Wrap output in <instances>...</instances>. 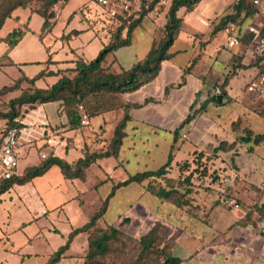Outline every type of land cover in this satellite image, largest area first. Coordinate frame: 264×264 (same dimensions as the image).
Wrapping results in <instances>:
<instances>
[{"label": "crops", "instance_id": "0c3cea01", "mask_svg": "<svg viewBox=\"0 0 264 264\" xmlns=\"http://www.w3.org/2000/svg\"><path fill=\"white\" fill-rule=\"evenodd\" d=\"M87 1L59 0L52 9L50 26L44 29L45 19L40 13L30 8L14 9L0 27V38L15 28L24 29L26 25L29 29L13 46L0 40V88L41 72L44 74L34 81V86L46 88L63 75L72 77L76 60L96 58L108 38L94 32L86 18L77 12ZM233 2L200 0L191 12L180 8L177 15L182 22L168 49L171 57L161 62L159 72L150 81L135 90L91 94L84 104H79L80 116L84 111L88 124L79 120L73 125L63 100L37 103L19 116L22 124L32 126V132L29 142L19 146L17 176L39 165L42 154L58 156L73 164L85 152L105 150L118 123L126 114L128 119L118 154L97 158L85 168L83 177L68 178L53 165L42 175L13 183L0 194V264H49L52 254L67 242V249L54 264H107L99 259L86 261L87 232H79L69 240L70 233L88 222L114 184L135 173L158 169L170 153L173 158L167 178L181 175L179 164L193 165L198 160L207 164L209 170H217L216 182L208 176L191 175L193 168L182 170L186 172L183 175H191V183L176 188L180 192L190 190L184 197L190 200L189 204L151 193L148 179L120 186L108 199L104 215L120 192L123 205L128 208L135 205L137 215L134 219L118 214L111 225L127 217L125 228L136 230V225L148 228L138 236L158 227L162 244L181 264H264V228H260L256 212L247 215L256 204L264 202V139L258 144L239 140L245 129L251 131V136L264 134V118L249 113L250 107L257 104L255 99H249L252 95L244 96L236 106L225 90L236 69L248 67L252 77L256 74L249 45L244 41L225 56L226 74L209 66L208 71L218 76L212 85L206 89L195 85V95L187 99L179 94L186 79L194 75L195 67H205L200 61L208 42L218 32L226 36L217 44V58L229 47L225 26L214 34L211 32L221 18L232 12ZM169 3L166 0L160 10L148 13L133 30L130 43L109 52L101 66L116 74L143 60L153 41L162 36L160 28L166 22ZM247 22L246 18L242 21ZM204 36L209 38L204 40ZM194 73L195 82L202 79V73ZM21 86H28L25 79ZM18 90L7 92L0 100L5 97L8 101L18 95ZM216 90L224 93L222 103L211 100ZM203 104L205 107L201 109ZM194 110L196 115L185 123ZM225 197L239 207L224 204ZM104 215L96 226L108 224L103 221ZM100 221L104 223L99 225ZM199 257L203 259L196 261Z\"/></svg>", "mask_w": 264, "mask_h": 264}, {"label": "trees", "instance_id": "16d2710c", "mask_svg": "<svg viewBox=\"0 0 264 264\" xmlns=\"http://www.w3.org/2000/svg\"><path fill=\"white\" fill-rule=\"evenodd\" d=\"M199 1L200 0H170L166 13V22L163 27L160 28L162 34L161 38L153 41L149 52L143 60L138 61L127 70L123 69L121 72L114 74L107 71V68H103L101 65L105 56L109 52L117 49L118 47L128 45L130 43L133 30L141 23L143 18L152 11L160 10L165 5L166 0H150L148 7L143 9L140 12L139 17L130 22L127 27L120 26L110 30L108 42L99 52L96 58L90 61H84L81 59L76 60V66L74 68L75 74L72 77L63 75L55 83L49 85L48 87L39 88L34 86V81L44 74L41 72L33 78H22L28 83L27 87L23 88L21 86L22 79L16 80L12 85L3 86L0 88V96L5 95L7 92L13 91L15 89H19L20 93L17 96L10 98L6 102L5 108L0 110V118L7 119L11 125L21 126L22 124L15 119L19 118V116H21L24 111L33 108L37 103L63 100L65 110L71 119V123L76 125L81 117L78 108L79 104H84L91 94H97L100 92L119 93L132 91L140 87L142 84L150 81L159 72L161 62L171 57L168 49L174 43L180 31L182 18L177 15L178 10L184 7L187 12H191L197 6ZM0 2H5L7 4L4 10H0L1 27L4 20L11 15V12L14 9L24 7H19L23 5L22 0H1ZM58 2L59 0H46V3L43 5L42 9L32 10L37 11L44 17L45 20L43 22L42 29L48 28L50 26L49 19L54 16L52 9ZM81 7L77 10L78 13H80ZM231 8L232 12L221 18L219 22L213 27L211 32L212 34L222 27H226V24L229 21H237L236 19L241 15H244L241 20L243 21L246 16L251 14L253 11L248 0H234ZM28 29L29 28L26 25L24 29L15 28L5 37L0 38V40L6 42L10 46H13L20 40L24 32ZM124 31L125 34H123ZM244 38L247 40L246 44L249 45L250 37L245 35L243 38H241L242 41L245 40ZM259 60L260 58H257V60L254 62L256 68L259 67ZM217 95L218 94H214L211 100L215 102ZM204 107L205 104L201 106V109H204ZM196 113L197 110L192 111L187 115L184 122L186 123L190 121L196 115ZM261 116L264 118V106L261 110ZM126 119H128L127 114L125 115L124 119H122L116 126L114 130V136L105 150L92 153L85 152L84 157L79 158L73 164L66 162L64 159L58 156H46L39 165L31 167L27 169L21 176H15L1 184L0 194L5 192L13 183H24L36 176L42 175L53 165H57L61 172L68 178L83 177L85 168L95 162L97 158L116 156L118 154L122 138L124 136L123 128L125 126ZM263 139V133H258L251 136L250 130L246 131L245 135L239 138L240 142H253L254 144H258ZM221 145L222 142L220 146ZM220 146L219 148H215V151L220 149ZM249 150H252V147H250ZM172 158V153H170L167 161L158 169L135 173L126 180L114 184L111 193L103 200L99 209L90 216L88 222H86L81 227L75 228L70 233L69 240L79 232L88 233L89 250L85 256L86 261L90 259H99L107 264H112L107 260L106 257L110 248V243L117 240L120 233H123V236L127 235L125 232H122L118 226L111 224L101 227L95 236L92 235L98 220L104 215L107 209L108 199L112 196L116 188L127 185L133 181L141 183L142 181L148 179L149 183L147 188L151 193L161 194L165 198L172 199L175 203L189 204L190 200L184 197L188 192H190V190L184 189V191L180 192L176 187L180 185L178 181H189V177L193 174V170L190 172L191 175L185 176L184 178H179L178 181L167 178L166 174L168 172V168L171 165ZM182 164H186L187 166L190 165L189 162H183L179 164L178 168L181 171L187 168ZM158 178H161L163 181H158ZM153 179L157 180L159 184H163V186L158 185V188L156 189L150 187V185L153 184L151 182ZM253 212H256L257 219L264 223V202L261 204H256L254 208L247 213V215ZM128 220L129 219L127 217H124L120 222L122 223L124 221L128 223ZM137 240L141 245L143 252L155 248L154 246L159 249V252L161 253L159 254V264H181V260L178 257L171 255L167 251L166 246L162 244V238L159 235L158 227L153 226L146 234L138 236ZM67 247L68 242L63 247L54 252L49 260V264L56 263Z\"/></svg>", "mask_w": 264, "mask_h": 264}, {"label": "built area", "instance_id": "2783aa9c", "mask_svg": "<svg viewBox=\"0 0 264 264\" xmlns=\"http://www.w3.org/2000/svg\"><path fill=\"white\" fill-rule=\"evenodd\" d=\"M248 1L253 9L251 14L246 16L248 22L244 24L239 19L226 24V45L240 46L243 45L241 38L245 35L250 37L249 51L254 62L257 58L260 60L257 72L248 82L246 90L255 99L262 98L264 101V0ZM148 4V0H89V3L81 7L80 14L86 18L94 32L109 38L110 30L120 26L127 27L139 17ZM214 93L219 94L220 90ZM78 108L82 110L81 105ZM15 120L21 123L19 118ZM80 122L83 125L89 123L88 115L84 111L81 112ZM31 132V125H11L7 119L0 118V185L18 175L19 146L29 142ZM41 156L46 157L45 154ZM223 203L234 208L239 207L237 202L227 197L223 198ZM259 226L264 228V223L261 222Z\"/></svg>", "mask_w": 264, "mask_h": 264}, {"label": "rangeland", "instance_id": "374dc122", "mask_svg": "<svg viewBox=\"0 0 264 264\" xmlns=\"http://www.w3.org/2000/svg\"><path fill=\"white\" fill-rule=\"evenodd\" d=\"M22 1H23V5L19 7L30 8L31 10L42 9L43 5L46 3V0H22ZM87 3H89V0L83 5ZM6 5L7 4L5 2H2L0 4V10H4L6 8ZM240 20H242V18ZM7 26L9 27V25ZM225 36L226 35L224 32H218L217 35L214 36L208 42L206 46V52L203 55V59L200 61V64H205V67L202 69L195 67V69L193 70L194 72H199L198 74L202 73L201 74L202 79L200 78L197 82H195L192 79V78H195V73L193 72L192 74L194 75H191V79L189 80L186 79L185 84L182 85V87L179 90V94L182 97L187 99L189 98V96L195 95V93H193L195 89V85L199 84L201 89H206L207 87H209V85H212L218 79L217 78L218 76H215L211 72L208 71L209 66L214 67V69L217 70V72L219 73H224V74L227 73L226 69L224 68V63L227 57L226 55H228L229 52H231V50H234L236 47H228L227 49H224L221 52V56L219 58H217L216 53H215L217 44L221 43L222 40H224ZM199 37L201 39V36ZM208 38L209 37L207 36L203 37L204 40H207ZM244 41L246 42V40H243V43ZM251 77L252 75L248 67H240L235 70V74L231 77L229 82L228 83L226 82L227 86L225 87V90L227 91L228 96L232 98V104H235V105L237 104L236 106H238L240 102L242 101V99L244 98V96L247 97L251 95L246 90V86L248 82L251 80ZM19 93L20 92L18 90L17 94ZM249 99H255V98L250 96ZM255 100L257 101V104L250 107L249 113L251 114L252 112H254V114L258 113L259 115H261V110H262L264 101L262 98H257ZM6 102H7V99H5V97L4 98L2 97L0 100V110L5 108ZM246 131H248V129H245V133ZM183 157H186V155H184ZM182 165L184 167H187L186 171H189L191 170V168H193L192 173L197 174V176H201V175L208 176L210 180L214 179L215 178L214 175L217 173L216 169L214 171L209 170V168L207 167V164L204 165L202 161H198V160H194L193 165L192 163L189 166H187L186 164H182ZM179 172L181 173V175L186 173V172L184 173L181 170H179ZM181 175H179V177L175 178L174 180L178 181L179 178H181ZM183 176L185 177L186 175H183ZM151 182L153 184L150 185V187H153L154 189L158 188L159 182L157 180L153 179ZM178 182L180 183V186L183 184L188 185L189 183H191L190 181H187V180L181 181V182L178 181ZM214 182H216V179ZM123 203H124V197L121 195V192H120L119 197L115 199V203L113 205L111 204L109 211L104 215L105 217H103V221H106L108 224H111L115 221L118 214H120L121 217L124 215H130L135 219L136 218L135 215H137L138 208L135 205L128 208V206L126 205L124 206ZM103 223L100 221L99 225H102ZM124 223H125L124 221L122 223L116 222L115 226H118L119 229L122 232H125L128 236L125 235L126 236L125 237L123 236V233H120L119 238L110 243V248L106 256L107 260L111 262L112 264H159V261H158L159 254H161L159 252V249H157V247L154 246L155 248L143 252L141 245L139 244L137 240L138 238L137 234H142L146 232L148 228L144 227L140 229L139 226L136 225V230L128 229L129 227L127 228L126 226L125 228V226L123 225ZM135 223H136V220H135ZM130 228H131V225H130ZM99 229L100 227L96 226L92 232V235L95 236L97 234V231H99ZM128 230H131L130 233H127ZM132 232H135V234ZM201 259H203V257L196 258V261L201 260Z\"/></svg>", "mask_w": 264, "mask_h": 264}, {"label": "water", "instance_id": "95a60500", "mask_svg": "<svg viewBox=\"0 0 264 264\" xmlns=\"http://www.w3.org/2000/svg\"><path fill=\"white\" fill-rule=\"evenodd\" d=\"M223 97H224V93L221 92L216 96V99L218 101V103H222L223 102ZM213 182L215 181V178L212 180Z\"/></svg>", "mask_w": 264, "mask_h": 264}]
</instances>
